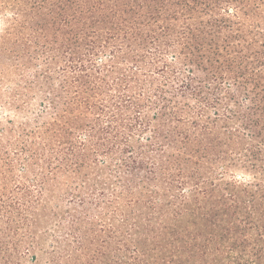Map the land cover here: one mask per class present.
<instances>
[{
	"label": "trees",
	"instance_id": "1",
	"mask_svg": "<svg viewBox=\"0 0 264 264\" xmlns=\"http://www.w3.org/2000/svg\"><path fill=\"white\" fill-rule=\"evenodd\" d=\"M0 264H264V0H0Z\"/></svg>",
	"mask_w": 264,
	"mask_h": 264
}]
</instances>
